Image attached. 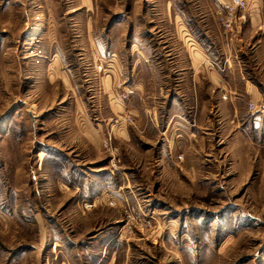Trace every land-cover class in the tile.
<instances>
[{"label": "rangeland", "instance_id": "1", "mask_svg": "<svg viewBox=\"0 0 264 264\" xmlns=\"http://www.w3.org/2000/svg\"><path fill=\"white\" fill-rule=\"evenodd\" d=\"M230 1L0 0V264H264V0Z\"/></svg>", "mask_w": 264, "mask_h": 264}, {"label": "crops", "instance_id": "2", "mask_svg": "<svg viewBox=\"0 0 264 264\" xmlns=\"http://www.w3.org/2000/svg\"><path fill=\"white\" fill-rule=\"evenodd\" d=\"M250 11H254L255 8L250 7ZM183 27V34L185 35V40L187 46H189L191 57L195 58V61H201L204 59V57H208L207 46H205L201 39L196 37L192 32L188 30V26L184 23L182 24ZM209 69V68H208ZM219 73L212 67L210 68V77L213 81L218 83L220 85L219 81ZM153 125L157 126V118L155 117L153 120ZM186 128V125L184 123V120L181 116L178 114L172 113V115L167 118V120L164 122V129L162 131V134L166 137H169L173 139V137L176 139L179 136V132H182L183 129Z\"/></svg>", "mask_w": 264, "mask_h": 264}, {"label": "built area", "instance_id": "3", "mask_svg": "<svg viewBox=\"0 0 264 264\" xmlns=\"http://www.w3.org/2000/svg\"><path fill=\"white\" fill-rule=\"evenodd\" d=\"M236 7H240V8H245L246 7V2L244 0H231L228 3H225L222 5V11H224L225 14L224 17L221 18L222 24L224 27L226 28H231L232 23H233V14H234V9ZM124 97V96H123ZM255 104L253 102H249V108H255ZM121 120V119H120ZM116 122L119 121V118L115 120ZM111 139L110 136H108V140L107 143L105 141V145L109 144V140ZM128 218H130V220L128 219V222H126L121 229H125L130 230L131 226H132V222L134 223H138L144 227H149L152 224V218L150 216L147 215H143V214H136L134 211H131L128 214Z\"/></svg>", "mask_w": 264, "mask_h": 264}]
</instances>
